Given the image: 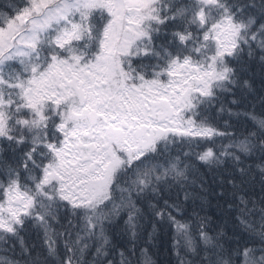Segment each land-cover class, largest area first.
I'll return each mask as SVG.
<instances>
[{
	"label": "snow or ice",
	"instance_id": "1",
	"mask_svg": "<svg viewBox=\"0 0 264 264\" xmlns=\"http://www.w3.org/2000/svg\"><path fill=\"white\" fill-rule=\"evenodd\" d=\"M0 264H264V0H0Z\"/></svg>",
	"mask_w": 264,
	"mask_h": 264
}]
</instances>
